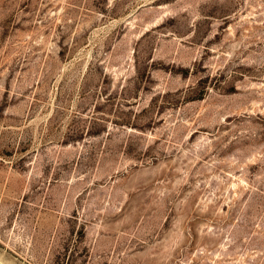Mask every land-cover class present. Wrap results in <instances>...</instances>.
I'll return each instance as SVG.
<instances>
[{"label":"rangeland","instance_id":"obj_1","mask_svg":"<svg viewBox=\"0 0 264 264\" xmlns=\"http://www.w3.org/2000/svg\"><path fill=\"white\" fill-rule=\"evenodd\" d=\"M0 263L264 264V0H0Z\"/></svg>","mask_w":264,"mask_h":264},{"label":"trees","instance_id":"obj_2","mask_svg":"<svg viewBox=\"0 0 264 264\" xmlns=\"http://www.w3.org/2000/svg\"><path fill=\"white\" fill-rule=\"evenodd\" d=\"M205 90H206V86L205 85H203V86H201L200 87V89L197 91H192L193 93H197L196 95H198L197 97H201L203 94H204V92H205Z\"/></svg>","mask_w":264,"mask_h":264},{"label":"bare ground","instance_id":"obj_3","mask_svg":"<svg viewBox=\"0 0 264 264\" xmlns=\"http://www.w3.org/2000/svg\"><path fill=\"white\" fill-rule=\"evenodd\" d=\"M0 264H2V263H0Z\"/></svg>","mask_w":264,"mask_h":264}]
</instances>
